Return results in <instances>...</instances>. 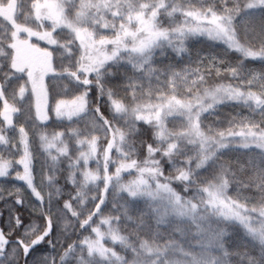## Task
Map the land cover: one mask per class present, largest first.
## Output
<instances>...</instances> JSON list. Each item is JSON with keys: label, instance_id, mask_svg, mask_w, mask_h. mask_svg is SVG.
Instances as JSON below:
<instances>
[{"label": "snow or ice", "instance_id": "6c2138e0", "mask_svg": "<svg viewBox=\"0 0 264 264\" xmlns=\"http://www.w3.org/2000/svg\"><path fill=\"white\" fill-rule=\"evenodd\" d=\"M112 0H72L71 4L67 0H27V6L18 5L21 8L19 13L22 17L23 28H13L5 21L2 27L8 36V46L10 52L0 50V56H6L8 67L11 72L24 74V79L17 89V97L23 98L26 94L31 95L32 115L36 122L43 124L50 119L54 113L58 119L71 120L73 117L88 111V92L89 86L95 85L97 90L103 92L101 73L109 62H116L121 54L133 55L131 50L126 47L125 41L133 39L134 48L137 52L143 53L148 47V42L136 39V33L131 32L126 26L116 25L115 21L122 19L118 12H109ZM256 7L264 8V0H248L245 9ZM75 10V11H74ZM229 12L228 19H231L232 9ZM79 16V20L73 19V16ZM196 25H208V35L213 40H223L229 47L239 52L244 58L264 59V47L252 48L244 47L236 38L233 31L229 30L228 24L224 22V17L220 16L214 9L208 11L207 15H200L198 10L193 13ZM0 19H3L0 17ZM146 20L147 17H144ZM111 20V24L108 21ZM135 22L137 32L142 30L140 20L133 17L129 22ZM58 28H65L71 34V39L61 41L55 35ZM194 30H200L198 27ZM26 34V35H25ZM36 37L40 41H45L47 45L56 46L63 50L64 54L72 55L73 45L78 48V55L75 64L71 67L64 66L60 72L66 74L69 78L82 85V90L70 100L56 99L53 103L47 84V77L57 73L54 67L53 53L47 47H40L31 42V38ZM155 38V35L153 36ZM21 48L27 49L31 58L22 61L19 58ZM224 62L215 57L205 62L202 58L196 63V66H185L179 70L169 67L167 70L158 69L150 56L144 54L142 63L134 66V71L139 73V78H131L127 83V92L117 94L114 91H108L104 94L109 106L118 118H125L123 125L118 126L113 121L105 118L100 112L99 106H95L94 111L98 120L94 119L91 127L84 131L78 128L70 127L65 131H56L49 136H42L44 142L43 148L51 154V159L55 163L49 166L47 170L48 185L54 191L47 192V198L60 194V189L55 184L56 169L59 162L68 161L69 175L66 177L68 183L74 186V194L70 195L68 200L63 202V208L75 218L80 228L89 227L91 231L84 235L79 241H73L61 254L64 258L69 253H74L83 264H89V258H98L99 264H106L111 260L115 262L119 258V252L113 245L120 243L119 235L112 231L113 225H119L123 219L121 214H104L102 205L109 194L113 200V186L117 179L123 177V173L137 171V176L133 181L136 190L145 183V176L160 173V169L154 167L159 161L157 156L164 155L175 157L179 152V145L184 141L181 139L177 144H172L175 139V133L178 131L181 137H187L194 141V147L191 151L204 148L201 152L205 155V161L214 160L216 156L211 155L209 144L215 142L221 148H228L233 142H240L241 147L255 146L264 150V126L253 122L247 117H233L228 121L226 127L204 126L203 115L208 111H215L217 106L226 102L242 103L252 110L259 109L264 114V79L259 75L253 74L247 80H240V72L236 67H221ZM226 73H233L232 79L225 82L220 79ZM210 77H216L219 83L215 90L205 91L204 96L215 98L214 102L209 104L208 99L193 98L192 94L205 85ZM177 82H182L180 92H176ZM220 97H217V93ZM185 96L189 99H185ZM145 99H141V98ZM135 103V107L129 111L128 105ZM0 102L3 107L0 110V117H3V125H0V138L6 145L9 139L5 134V129L14 125L13 115L19 109L9 100L0 86ZM203 104L206 111L197 116L190 123L176 128L169 127L170 117H182L180 113L192 111ZM34 109V113H33ZM143 122L150 125L153 129L154 143H146L144 147L145 155L142 161V167L137 168V163H133L127 152L128 141L137 130V123ZM43 130V128H41ZM75 141L77 146L75 151L78 155L73 157L74 149L69 144L68 138ZM13 148L20 155L17 161L19 172L15 177L24 181L33 195L41 201V207L37 209L44 217V225L37 230L35 227L26 232V239H18V243L27 255L29 249L40 243L52 231L54 216L46 212L43 208L45 201V191L41 192L34 186V175L32 172V152L30 147V136L24 126L18 127V136L12 144ZM102 149V150H101ZM186 151V148H185ZM55 153V154H54ZM190 155V154H189ZM95 161V168L90 167V162ZM172 162V161H170ZM183 163V161L181 162ZM188 167H191L192 161H187ZM114 167V171L112 168ZM22 169V170H21ZM77 171L80 177L77 176ZM178 177L188 175L184 169L176 172ZM229 177V173H224ZM234 175V174H231ZM192 179L189 176V181ZM256 191L264 188V170L259 173L254 172L249 177V184ZM125 189L129 185H123ZM215 187V186H214ZM163 191H171L167 184H161ZM81 189H92L91 200L94 206L89 208L87 214L80 215L79 205H84L86 201L82 199ZM19 191V190H18ZM133 195L135 193H132ZM152 195L151 192L147 193ZM210 199L207 203L210 206L220 205L222 213L228 215L232 213V205L239 204V201H225L218 195V189L210 193ZM179 199V198H178ZM76 202V205L73 204ZM17 203H21L19 197ZM116 205L114 204V207ZM228 209V212H223ZM177 211L188 212L190 207L181 201V207ZM83 217V218H82ZM99 217V223L94 218ZM17 227L22 223L19 216H14ZM71 226L74 221H69ZM95 225V226H93ZM212 229L209 227L208 232ZM94 234V235H93ZM207 237V233L205 234ZM159 234H154L153 239H158ZM105 241H111L112 246H106ZM8 243L7 236L0 230V256L4 254ZM51 244V241H49ZM215 247V241L202 244V254L192 258V264H202L204 257L208 256L209 250ZM227 255V252H225ZM160 253L149 254V258H157ZM123 264V260H121Z\"/></svg>", "mask_w": 264, "mask_h": 264}, {"label": "clouds", "instance_id": "9594fccd", "mask_svg": "<svg viewBox=\"0 0 264 264\" xmlns=\"http://www.w3.org/2000/svg\"><path fill=\"white\" fill-rule=\"evenodd\" d=\"M67 3L71 4L72 0H67ZM247 3L248 0H112V5L108 11L118 12L122 18L115 21L116 25L126 26L131 32L136 33V39L140 41H150L148 47L143 50V53H140L134 48L135 41L133 39L126 40V47L131 50L133 55L121 54L116 62L124 61L134 69V66L142 63L143 55L146 54L152 58L158 69H164L157 61L172 55L175 57L187 55L190 51L188 41L197 37L220 41L227 49L232 50L225 41L213 40L209 37L208 25H196L193 13L197 10L200 15H207L209 10L214 9L220 16L225 18L224 22L228 24L229 30L234 32V35L244 47H264V45L256 47L239 36L235 19L245 9ZM227 9H232L230 20L228 19L229 12ZM133 17L140 20L141 31L137 32V25L134 21L129 22ZM144 17H147V19L145 20ZM73 19L78 21L80 18L74 15ZM108 23L111 24V20ZM197 27L200 30H194ZM154 35L155 38H153ZM0 43L7 47L9 41L3 40ZM0 50H4V48L0 47ZM105 74V71H102L101 80ZM107 74L114 75L110 68L107 69ZM232 76L233 73H226L220 79L227 82L232 79ZM218 83L216 77H210L205 85L193 92V98L202 97L208 99L209 104H211L215 98L206 97L204 93L205 91L215 90ZM182 86V82H177L175 91L180 92ZM103 88V92L97 90L98 95L104 96L106 92L113 91V89L104 85ZM217 97H220L219 92ZM141 99L145 98L142 97ZM185 99H189V97L185 96ZM135 103L134 101L128 105L129 111L135 107ZM193 107L196 108L195 112L180 113L183 118L179 128L190 123L206 111L203 104L196 107L194 103ZM207 113L211 115L212 112L208 111ZM121 120L125 122L124 117ZM174 135L176 138L171 141L172 144H177L181 139L184 142L179 145V152L174 158L164 155L156 157L159 163L155 164L154 167L160 169L162 175L156 173L155 175L145 176V183L139 191L136 190L133 184L137 176L135 170L128 173V178L122 177L115 181L112 191L117 202L113 203V208H117V214L122 213L123 219L119 225H113L112 231L119 235L120 243L118 245L122 250H127L128 255L119 252V258L115 262L109 260L106 264H121V260H123V264H192V258L201 254L202 244L210 243L213 240L215 241V247L209 250L207 259L202 264H229L227 259L229 253L225 249V243L227 242L225 238L232 235L229 226L233 224H238L244 236L264 252V188L257 191L258 196L254 201L242 196L239 190L251 187H245L249 184L251 175H241L245 168L243 164L239 165L237 169H233L229 161L220 160L218 153L224 148H221L215 142L209 144L208 147L211 149V155L216 156V159L209 161L216 163L217 170L211 178L198 177L196 175L197 170L206 166L209 162L205 161V155L201 152L204 145H201V149L192 150L190 155H181L185 152L187 146L193 145L194 147V141L187 137H181L178 131ZM42 136L47 135L44 130L39 129L40 147L45 154L48 166H50L55 162L52 161L51 154L43 148ZM154 138L159 139L158 137ZM0 145H6L2 138H0ZM132 145L133 141L129 138L128 150L125 155H128L133 163L142 161L143 159L137 157L136 149ZM232 145L241 147L240 142H233ZM250 147L241 148L247 149ZM255 148L259 149L261 154L264 155V150ZM19 159L20 155L17 151L15 156L0 153V177L8 176L13 170H15L14 175H17L19 172L17 161ZM189 159L192 161L190 168L187 163ZM164 160L172 161L170 163L173 164L172 169L167 173L163 168L162 161ZM182 161L183 163H181ZM142 166V164L137 163V168ZM179 169H184L188 172V175L178 177L176 172ZM225 172L229 173V177H225ZM189 176L192 177L190 181ZM43 182L48 184L47 170L43 174ZM161 184H167L171 191H163L160 188ZM177 184L181 186L179 191L174 187ZM123 185H129V187L125 189L122 187ZM233 185H236L237 190L230 194L229 189ZM215 189H218V195L223 200L240 202L232 205V213L224 215L219 204L210 206L207 203L211 198L210 193ZM47 190L46 188L45 191ZM189 190H191L190 194ZM81 192L82 199L86 201L90 192H87L86 189H81ZM148 192H151L152 195H148ZM17 197L20 198L18 194ZM136 199L143 200L144 208L138 215H133L130 214L126 204L128 201ZM181 201L190 207V211L176 210L181 207ZM117 204H119V207H117ZM223 212H228V209H223ZM145 224H150L152 230L150 236L142 231L141 226ZM68 227H70L69 222L65 219L62 220L60 228L66 229ZM209 227L212 229L211 232H208ZM156 233L159 236H164V239H153ZM185 242L188 245L187 247ZM217 249L220 250L219 256L213 254ZM225 252H227V255H225ZM156 253H160V256L153 259L149 258V254L154 255ZM60 259L63 260L62 257ZM77 264H83V262L77 259Z\"/></svg>", "mask_w": 264, "mask_h": 264}, {"label": "rangeland", "instance_id": "374dc122", "mask_svg": "<svg viewBox=\"0 0 264 264\" xmlns=\"http://www.w3.org/2000/svg\"><path fill=\"white\" fill-rule=\"evenodd\" d=\"M18 5H23L26 7L27 0H2V2H0V17L3 18L0 19V25L7 21L8 24L13 28L24 27L23 23L21 22L22 17L19 14L21 12V8ZM235 24L237 25L240 38L249 41L256 47L264 45V8L256 7L253 9H244L236 17ZM55 35L61 41L71 39L70 32L65 28H58ZM7 39L8 36L6 31L2 27H0V41ZM31 42L36 43L42 48L47 47L53 53V62L54 67L57 69V73L55 75H50L51 77L48 79L47 83L53 103L56 99H72L74 95H77L82 90V85L69 78L66 74L60 72V69L64 66L71 67L75 64V60L78 55V48L73 45L72 55L69 56L67 54H64L63 50L59 47L47 45L45 41L35 39ZM215 42L217 43V45L226 50L238 64L241 62L240 60L244 58L238 52L227 49L222 42ZM0 47H3L5 52L11 51L3 43H0ZM22 49L26 51L23 55L26 56L25 58L23 57V61L30 59V52L25 48ZM19 58L22 60L21 55ZM157 63L160 64V66L165 70H167L169 67L179 70L188 65L196 66L197 61L193 57L183 58V56L175 57L173 55L172 57L170 56L161 58V60L157 61ZM260 65L263 67L262 70L264 73V59H261ZM235 66H237V64H235ZM109 68L112 70V73H114V75L107 74V69ZM103 71H105L106 74L102 78V84L108 88L113 89V91L117 94H123L127 92L128 89L126 85L131 78H139V73H136L131 68V65L127 64L124 61L109 62L108 64H106ZM10 72L11 70L8 68L7 57L0 56V86L3 87L5 96L9 100H11L19 109V111L13 115L14 125L5 129V134L9 139V143L0 147V153H4L9 156L16 155V149L13 148L12 144L13 142H15L18 136V127L24 126L30 136V147L32 152L33 164L32 172L35 177L34 186H36L41 192H44L46 188L48 189L47 191H45V201L43 203V208L46 212L52 213L55 218L52 226V231L48 235V238L50 239L49 241H51V244H49L50 246H39L38 244L34 245L31 249H29L27 255H24L23 253V259L25 262L24 264H55L57 255L61 252V248L64 247L68 241H79L84 235H88L91 229L87 226H85L84 228L79 227L78 222H75V218L71 217L70 213H68L67 210L63 208L61 194H59L58 196L53 195L47 198V192L54 191V189H51L48 184L43 182V174L46 170H49V166L45 154L40 147L38 130L43 128L45 134L51 137L54 132L65 131L70 127L78 128L81 131H84L87 127H91L92 121L94 119L98 120L94 108L92 107V103H94V99L93 97H91L92 87L89 86L90 90L88 92V111L81 113L76 117H73L71 120H67V118L58 119L53 113L47 122L40 124L34 120L32 115V97L30 93L26 94L22 99L18 98L16 95L18 85L24 79H26V77L21 73L9 75ZM101 97L102 99H100V102L98 103L99 108L102 110L103 116L113 121L118 126L123 125L124 121H122L116 116V114L112 112L106 97ZM2 107L3 104L2 102H0V110H2ZM233 117H247L249 120L260 123L262 126H264V119H262L257 111L250 109L248 106H245L242 103L236 102H226L218 105L217 109L213 111L211 115L205 113L203 116L204 126L210 124L213 127H226L228 125V121ZM181 121V117H170L168 122L169 127L179 128ZM0 125H3V122L0 121ZM65 139L66 142H69V144L74 149L73 157L78 155V152L75 151L77 147L75 145V141L71 140V137L68 138V141L67 138ZM182 154H191V146H187L186 151ZM218 158L220 160L229 161L233 169H237L241 164L245 165L243 173H241L242 176H249L254 172L259 173L261 170H264V155H262L260 150L256 149L255 147H250L247 149L228 147L218 154ZM60 163H58L57 165L56 177L58 175L57 172L60 171V169L63 170V167L68 166L67 160H65V165H61ZM95 166V161H91L90 167L95 168ZM172 167L173 164L170 163L165 167V169L167 170V172H169ZM112 170H115L114 167L112 168ZM216 170V163L213 161H209L206 166L197 170L196 175L200 178H211ZM14 171L15 170L10 172V174L6 177H0V198L8 201L13 198L14 195H17L18 192V195L23 197L24 205L28 208L31 218V221L23 227L22 231L21 239H26L27 236L25 234L30 228L35 227L37 230L41 229L44 217L41 212L37 211V209L41 207V201L33 195L31 189L28 188L27 184L24 181H21L15 177ZM65 173H68V170H65ZM77 176L78 178L80 177L79 171H77ZM55 184L58 188H60L59 184H57V178L55 180ZM66 184V189L69 193L68 195H71L72 193L74 194V186L68 182ZM16 190L19 191L16 192ZM67 190L65 192H67ZM236 190V185H233L229 189V193L232 194L236 192ZM86 191L90 192L89 199L85 202L84 205L78 206L81 216L86 215L88 209L94 206V202L91 200L92 189H87ZM239 191L242 196L247 197L250 201H254L258 196V192L252 187L241 188ZM64 194L65 193H63V195ZM117 200H119V198H117ZM116 202V200L112 199L111 194H109V198L106 199L104 205H102V212L109 215L116 214L117 208H113V203ZM73 204L76 205V202L73 201ZM126 206L129 208L130 214L138 215L144 208V202L141 199L131 200L127 202ZM117 207H119V204H117ZM64 219H68L69 221L74 222L70 227L61 229L60 223ZM94 219H96L97 223H99V217ZM141 227L144 234L149 236L152 234L150 224H145ZM229 227L231 229L232 235L225 238L227 241L225 243V249L229 253V256L227 257L229 264H249L248 261L250 262L251 260L255 264H262L259 262V260L263 255L261 256L260 254L261 258H257L256 256H254L253 252L254 249H259V247L256 246V244L249 238L244 236L243 231L238 224H233ZM158 239L163 240L164 236H159ZM110 245L111 244L108 245V243H106V246ZM185 246H188L186 242ZM22 252L23 250L20 247L19 243L8 242L5 247L4 254L0 256V264H21V262L19 261L22 256ZM213 254L219 256L220 250H215ZM204 258L207 259V256H205ZM77 259L78 257L74 253H69L67 256H65L63 264H77ZM89 264H98V262L97 260L95 261L94 259L89 258Z\"/></svg>", "mask_w": 264, "mask_h": 264}, {"label": "trees", "instance_id": "16d2710c", "mask_svg": "<svg viewBox=\"0 0 264 264\" xmlns=\"http://www.w3.org/2000/svg\"><path fill=\"white\" fill-rule=\"evenodd\" d=\"M14 26H16V25H14ZM19 28H21V27H19ZM35 39H37V38L32 37L31 41L35 40ZM188 47H189L190 51L187 55H184L183 58L193 57L194 59H196L197 62L200 61L202 58H205V62H206L207 60L215 57L217 60H221L224 62L221 65V67H236V68H238V70L241 74L239 79L247 80L248 78H250L255 73L257 75H259L262 79H264V73L262 70L263 67L260 65V61H261L260 58H255V59H253V58H242L240 60L241 62L238 64L235 61V59L232 58V56H230L226 50H224L222 47L217 45V43L215 41L207 40L203 37H197V38H193V39L189 40L188 41ZM25 52L26 51H24L21 48L20 53H19V57H20V55L22 56V61H23V57L24 58L26 57V56H23L25 54ZM235 64H237V66H235ZM4 68H6V67H4ZM2 70H3V68H2ZM50 75H52V74H50ZM50 75L47 77V83H48V79L51 77ZM90 87H92L91 97H93V99H94V101H93L94 103H92V107L95 108V106L97 104L99 106L98 102H100V99H102V97L100 95H98L97 88L94 84L91 85ZM254 111H257V113L260 114L262 119H264V114H262L259 109L254 110ZM100 112L102 113L101 109H100ZM0 121L3 122L2 117H0ZM130 139L133 141L132 146L136 149L137 157L139 159H143L144 155L146 154L144 151L145 144L146 143H154L153 129L150 125L144 124L143 122H138L137 123V130L133 134H131ZM1 146L2 145H0V147ZM235 147H238L240 149H244V148L239 147L238 145L229 146V148H235ZM182 155H184V154H182ZM65 160H63V161H61V163L60 162L59 163L61 165H65ZM162 163H163L164 171H165V173H167V170L165 169V167L167 165H169L170 162H168L167 160H164V161H162ZM32 166H33V164H32ZM62 169L63 170L60 169V171L57 172L58 173L57 184H59V186H60L59 189H60V194L62 195L61 199H62V204H63V202L65 200H68L70 198V195H68L69 193H68V190L66 189V187H67L66 183L68 182L66 177H67L68 173H65V170L66 171L68 170V166L63 167ZM32 170H33V167H32ZM122 175L124 178H128V172H125ZM174 187H176L178 190H181V186L178 184L174 185ZM62 189H64V190H62ZM66 190H67V192H65ZM16 192H17V190H16ZM63 193H65V194L63 195ZM190 193H191V190H189V194ZM16 196L17 195H14L13 198H11L8 201L0 198V230H2L3 233L7 236L8 242H10V243H12V242L18 243V239H21V237H22L23 227L28 222L31 221L30 213H29L28 208L25 207V205H24L23 197L19 195L22 202L17 203L16 202ZM14 216H19L21 221H22V223L19 225V227H17L15 224ZM43 217H44V215H43ZM44 221H45V217L43 218L42 227L44 225ZM49 240L50 239L47 236V237H45V239L43 241L38 243V245L39 246H45V245L50 246ZM70 243H72V242L68 241L66 243V245L61 248L62 250L57 255L55 264L56 263L57 264H63L65 257L63 258V260H61L60 257H61V254L64 252V250L68 247V245ZM105 243H108V245H109V244H111V241H105ZM110 246H112V245H110ZM113 247H115L118 252H122L124 255L128 254L127 250H122L118 244L113 245ZM255 250H257V251H255ZM253 252H254V256H256L257 258H261V256L263 255L262 258L259 260V262L264 264V253L260 249H257V248L254 249ZM260 254H261V256H260ZM94 260L95 261L97 260V262L99 264V261L97 258ZM19 262H21V264L25 263L24 259H23V252H22V256H21V259ZM248 263L249 264H255L254 262H252V260L250 262L248 261Z\"/></svg>", "mask_w": 264, "mask_h": 264}]
</instances>
